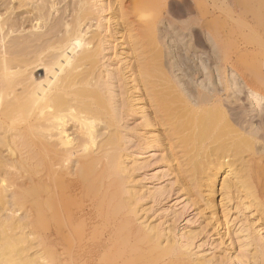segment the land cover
<instances>
[{
	"label": "bare ground",
	"instance_id": "6f19581e",
	"mask_svg": "<svg viewBox=\"0 0 264 264\" xmlns=\"http://www.w3.org/2000/svg\"><path fill=\"white\" fill-rule=\"evenodd\" d=\"M173 1L0 0V264H200L139 222L130 150L177 149L204 188L223 176L224 218L233 193L264 209L263 66L238 67L215 0ZM233 2L264 50V2Z\"/></svg>",
	"mask_w": 264,
	"mask_h": 264
},
{
	"label": "rangeland",
	"instance_id": "374dc122",
	"mask_svg": "<svg viewBox=\"0 0 264 264\" xmlns=\"http://www.w3.org/2000/svg\"><path fill=\"white\" fill-rule=\"evenodd\" d=\"M202 1L207 5L210 4L209 0ZM215 1L218 3L217 13L220 17L218 20L220 37L222 39L225 36L222 40L232 38V43L236 42L232 44L234 46L232 48L241 55L237 59L238 67L245 69L246 66L250 68V65L252 68L263 66L264 70L263 46H258L256 43V45L249 44L254 43L252 41L260 37L257 32H253L255 24L251 16H241L240 11L235 9L233 0ZM251 1L255 2L254 4L264 2V0ZM182 4L184 3L179 0L173 1L175 9L178 6L182 8ZM185 4H187L185 5L186 10L190 13L192 5L188 2ZM192 15L193 13L189 20L193 19ZM175 17L179 20H187L185 14ZM232 31L233 34H231ZM193 41L192 38L191 43ZM262 42H264V38ZM204 47L207 50V46ZM261 57L262 59H260ZM111 58L114 61L113 68L120 64V57L113 55ZM257 62L263 65L257 64ZM187 63L189 62L178 50L177 53H173V70L181 72ZM34 75V77H40L41 80L44 77V72L39 70L34 72ZM192 83L188 79L184 81L186 86H191ZM129 127H133V124H130ZM133 152L130 150L129 159L125 162L131 169L132 183L129 184V188L131 190L134 188L142 196L139 201L140 208L137 207L139 222L143 225H155L166 233H171L176 241L189 244L186 252L195 263L263 264L261 257L264 256V209L256 211L253 206L243 205L242 202L246 200L242 199L241 202L238 196L233 193L230 202L226 204L229 207L227 216L224 218L220 213L221 196L218 195L219 193L214 195L216 206L212 208L208 204L209 193L207 192L213 185L218 191L220 188L218 184L222 182L223 176L217 178L216 184L212 182L208 188H204L192 180L196 174H189L177 167L181 161L177 149L173 150L175 157L173 165L169 163V158L166 159L161 148L146 150L138 155V158ZM132 154H134V158ZM157 189L160 192L155 194ZM214 212L219 218L218 222Z\"/></svg>",
	"mask_w": 264,
	"mask_h": 264
}]
</instances>
